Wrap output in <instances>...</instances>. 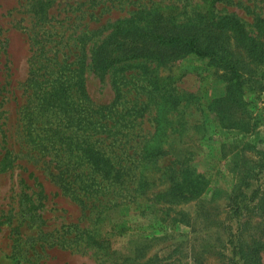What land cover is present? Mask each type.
<instances>
[{"label": "rangeland", "instance_id": "obj_1", "mask_svg": "<svg viewBox=\"0 0 264 264\" xmlns=\"http://www.w3.org/2000/svg\"><path fill=\"white\" fill-rule=\"evenodd\" d=\"M33 1L0 0V264H264V65L240 102L224 71L192 53L168 64L140 58L105 71L87 67L86 100L108 106L106 149L118 151L106 156L123 168L113 194L123 204L106 209L102 221L104 208L83 202L95 189L62 185L61 170H73L78 181L93 172L89 154L48 151V141H29L17 123L30 69L26 26H34ZM81 1L54 0L52 23H62L67 34L80 23L100 27L94 44L117 18L159 0ZM91 4L93 15L81 11ZM215 11L234 13L256 30L251 24L257 14L264 17V0H222ZM7 148L13 152L4 159ZM39 183L45 195L37 194ZM236 203L257 207L239 213ZM98 230H113L110 250L86 243Z\"/></svg>", "mask_w": 264, "mask_h": 264}, {"label": "trees", "instance_id": "obj_2", "mask_svg": "<svg viewBox=\"0 0 264 264\" xmlns=\"http://www.w3.org/2000/svg\"><path fill=\"white\" fill-rule=\"evenodd\" d=\"M53 1L34 0L32 3L34 26L31 30L26 26L31 44L30 69L23 83L25 97L16 103L17 114H20L17 123L29 141H48L49 145L45 144L48 151L54 150L57 154H89V161L95 166L93 172L78 181L73 170L69 169L66 173L61 170L62 185L72 190L82 185L88 192L91 191L89 189H95L96 194L86 196L83 202L90 210L92 207L104 208L98 210L103 221L109 218L106 209L123 204L122 196L113 195L119 194L114 185L122 180L123 168L122 165L116 167L119 160L114 163L111 157L106 156L113 151L107 150L108 145L105 144L111 135L108 114L104 110L108 106L98 108L86 100L87 67L92 65L96 70L105 71L140 58L168 64L179 56L192 53L209 59L224 71L229 81L228 88L232 89L234 97L240 102L242 98L239 96L244 93L246 82L253 81L256 68L264 65V17L261 14L255 16L251 25L254 24L256 30H252L236 14L216 12L217 3L222 0H191L189 4L186 0L167 4L159 0L139 10H129L128 16L119 17L111 24L112 30L104 40L91 44L92 33L101 28L91 30L88 22L80 23V29L74 28L67 34L62 29V23H52L58 20V14L50 10ZM96 1L82 0L81 5L103 0ZM91 8L92 4L81 11L93 15V12H88ZM210 9L213 10L210 12ZM2 125L6 126L7 122ZM7 130L3 128L5 139ZM114 139L117 142L118 139ZM18 151L21 152V149ZM117 151L115 148L113 152L116 154ZM12 152L7 148L4 159ZM38 186L37 194L45 195L43 184L39 183ZM256 197L253 195L251 200ZM239 203L235 204L234 212L257 207V203L253 207L250 203ZM258 206H263L262 202ZM107 227L113 229L115 224L107 223ZM112 231L104 230L101 233L98 230L85 241L89 245L98 243L100 248L110 250ZM39 249V253L45 251L43 246H39Z\"/></svg>", "mask_w": 264, "mask_h": 264}]
</instances>
